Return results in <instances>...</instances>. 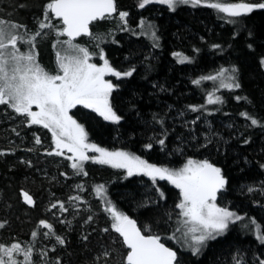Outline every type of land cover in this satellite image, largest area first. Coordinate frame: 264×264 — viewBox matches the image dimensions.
I'll list each match as a JSON object with an SVG mask.
<instances>
[{"label": "trees", "instance_id": "obj_1", "mask_svg": "<svg viewBox=\"0 0 264 264\" xmlns=\"http://www.w3.org/2000/svg\"><path fill=\"white\" fill-rule=\"evenodd\" d=\"M50 2L0 0V18L14 20L21 34L39 33L35 49L46 47L45 54L52 59L51 43L59 39L51 37L52 30L63 26L46 13ZM114 2L115 14L94 22L90 35L108 40L103 54L113 70L132 73L113 79L109 102L120 119L106 122L80 105L70 108L69 116L83 127L88 144L106 151H126L167 167L206 159L226 179L216 202L240 219H234L200 254L178 250L169 238L179 222L177 188L164 180L152 182L143 174L125 176L121 169L93 158L74 169L69 153L55 154L50 131L0 105V247L4 249L0 260L98 264L100 259V264H126V248L112 229L108 205L93 191L103 186L114 210L134 219L144 235L158 236L176 251L175 264H261L264 9L231 17L203 3L172 11L153 4L141 8L143 0ZM120 13L127 15L121 19ZM41 23L51 25L44 39ZM41 51L39 62L55 73ZM214 72L227 75L233 87L219 93L211 90ZM211 96L214 103L207 101ZM252 119L258 123L253 125ZM203 121L207 127L202 128ZM206 135L209 142L202 137ZM20 192L30 196L32 207L21 202ZM42 220L50 229L41 226ZM13 244H19V252ZM103 251L109 252L105 259Z\"/></svg>", "mask_w": 264, "mask_h": 264}, {"label": "snow or ice", "instance_id": "obj_2", "mask_svg": "<svg viewBox=\"0 0 264 264\" xmlns=\"http://www.w3.org/2000/svg\"><path fill=\"white\" fill-rule=\"evenodd\" d=\"M148 3L167 4L172 8L177 3H190L197 6L213 8L231 17H238L251 13L255 8L264 9V3L252 4L248 2L226 3L224 0H143L139 5L143 8ZM115 11L114 0H51L46 5V13L50 12L55 17L61 18L63 30L57 34L67 36L71 46L74 37L81 34H89V24L96 19L105 18V14L111 15ZM127 13H120L123 19ZM46 15V19H47ZM5 22L0 21V105H8L17 114L26 115L31 124L42 125L48 129L58 149L67 148L73 153L76 162L72 167L76 169L79 162L88 160L85 150L99 153L95 163L107 164L113 168L127 169L129 176L135 173L144 174L155 179H167L180 189L182 201L176 205L181 210V215L187 219L185 224H191L190 233L193 235V243L203 244L206 239H214L213 233H222L228 226L230 219H240L227 209L219 208L210 201H215L217 190L223 187L225 181L220 175V169L215 168L207 161L194 162L188 160L187 164L179 170H169L149 164L139 157L131 156L125 152H108L94 144L85 143L87 135L83 127L69 116L70 108L83 105L97 112L105 120L118 122V117L111 109L108 96L112 91V84L106 82L105 74L130 76L131 72H115L105 61L103 67L90 64L88 52L79 48L83 57L73 58L65 63L58 58L59 70L63 75L50 74L35 58L28 53L21 52L18 45L28 44L34 47L35 35L21 34L13 29L20 26L11 24L7 28ZM41 23L40 27H50ZM31 51V49H30ZM176 55L179 56L177 53ZM103 59V55H101ZM183 62V59L182 61ZM205 79H214L207 77ZM195 83H198L195 82ZM231 87V85H227ZM235 87H239L238 84ZM209 103L215 101L209 97ZM35 105L39 111H32ZM195 110V109H193ZM252 124L258 121L252 119ZM67 137V141L61 139ZM37 143L39 139L37 138ZM163 144V141H160ZM148 147H151L149 145ZM51 154V153H49ZM60 155V152H56ZM73 157H69L72 159ZM101 188L103 186H100ZM25 199L31 203V198L25 194ZM114 219L112 229L123 238V244L129 249L126 254V264H173L176 254L160 242V237L143 235L137 228L135 221L128 216L108 207ZM255 223V221H253ZM41 226L49 228L46 222L41 221ZM259 231V226H257ZM36 233H33L35 236ZM187 235V233H186ZM174 238V237H170ZM264 242V235L259 237ZM12 249L19 252V244H13ZM198 250V249H197ZM0 251H4L0 247ZM196 250H194L195 252ZM0 264H4L0 260ZM25 264H31L30 259ZM264 264V261H261Z\"/></svg>", "mask_w": 264, "mask_h": 264}, {"label": "rangeland", "instance_id": "obj_3", "mask_svg": "<svg viewBox=\"0 0 264 264\" xmlns=\"http://www.w3.org/2000/svg\"><path fill=\"white\" fill-rule=\"evenodd\" d=\"M151 4H153V5H159V6H163V7H165V8H167V9H169V10H174L177 6H181V5H184V6H189V7H196V6H192L190 3H188V4H184V3H177V4H175L172 8H170L167 4H161V3H148V4H146L145 6H148V5H151ZM9 15V18H10V21L12 20V14H8ZM1 17V16H0ZM0 21H3V22H5V24H4V26L7 28L9 25H11V24H15V22H12V21H14V20H12L11 22H9V21H5L4 19H1L0 18ZM120 20H117V22L116 23H121V21L119 22ZM46 25H48V23H46ZM49 29H51V27H44L40 32H45L41 37V39H44V38H47V36H48V31H49ZM14 31H18V32H20V29H13ZM63 30V27H61V28H59L58 30H57V32L55 31V30H52V32H54L52 35H51V37H57L56 39H58L57 41H53V43H51V49H52V51H53V56H52V59H50L49 58V55H47V54H45V49H46V47H44V46H42V45H40L39 46V49L37 48V49H35V46L34 47H32L31 45H28V44H20V45H18L19 46V48H20V50H21V52H23V53H28V54H31L34 58H35V60H36V62H38L41 66H43V68L45 69V70H47L50 74H57V73H59L60 75H63V72L62 71H60L59 70V63H58V58L60 59V60H63L65 63H67L68 62V60H70V59H73V58H78V57H83V53L82 52H80L78 49L79 48H83V49H85L87 52H88V60H87V62L88 63H90V64H95L97 67H103V65H104V63H105V61H107V59L105 58V55L103 54V48L105 47V45H107L106 44V41H108V40H106V39H100V37H93V36H89V37H86V38H83L81 41H79V42H76V40L75 41H71V46H70V44L69 43H66V41H68V39H61L60 37H62V36H60V35H58L57 33L58 32H60V31H62ZM46 35V36H45ZM150 35H151V33H150ZM44 37V38H43ZM39 41V40H38ZM30 49H31V51H30ZM39 50H42L41 52L44 54V57H43V60H44V62H45V64H46V66H51V67H54L55 68V73L54 72H52V71H49L47 68H45L44 67V65L43 64H41L42 62H39ZM101 55H103V59H101ZM107 63H108V61H107ZM108 65L110 66V64L108 63ZM111 67V66H110ZM261 67H262V70L264 71V60L262 61V63H261ZM112 68V67H111ZM113 69V68H112ZM115 71V70H114ZM116 72V71H115ZM214 77H215V82H214V85H215V87L213 88L212 87V89L211 90H215V91H217V93H219L221 90H226V89H231L232 87H233V84H232V82L230 81V79L227 77V75L226 76H220V74L217 72V73H215L214 72V74H212ZM114 78H117V76L116 75H113V74H105L104 75V77H103V79L106 81V82H108V83H110V84H112V90H114V83H113V79ZM227 85H231V87H228ZM210 89V88H209ZM112 93V91L109 93V96H108V102H109V99H110V94ZM211 99L212 100H216L213 96H211ZM207 101H209V98H208V100ZM109 105H110V102H109ZM81 107H83V108H85L83 105H80ZM110 107H111V105H110ZM10 109L14 112V113H16L15 111H14V109H12L11 107H10ZM86 109H88V110H91V111H93L92 109H90V108H86ZM112 109V108H111ZM32 111H39V109L38 108H36V106L35 105H33L32 106V109H31ZM113 111V110H112ZM93 112H95V111H93ZM100 118H102L104 121H106V122H109V123H115V122H112V121H109V120H105L102 116H100L97 112H95ZM17 114V113H16ZM21 115V114H20ZM29 121H30V118H28L26 115H24ZM195 121H196V119H195ZM194 122V121H193ZM188 123V122H187ZM204 124V125H203ZM40 126H42V125H40ZM201 126H202V128L203 127H207L206 126V123H205V121H203L202 122V124H201ZM43 127V126H42ZM48 130V129H47ZM49 131V130H48ZM51 133V132H50ZM51 137L53 138V136H52V133H51ZM204 139L206 138L207 139V141L209 142L210 141V137H208V135H206V136H202ZM61 139L62 140H64V141H67V137H61ZM87 140V139H86ZM85 143H87V141H85ZM53 149L55 150V153L56 152H60V153H69L70 154V156L71 157H73L74 159H72L73 160V162H76V160H75V157H74V155H73V153H71V152H69L68 150H67V148H63V149H58L57 147H56V144H55V142H54V140H53ZM113 151H115V150H113ZM90 152H91V154H90ZM108 152H110V151H108ZM115 152H117V151H115ZM119 152H125V153H128V152H126V151H119ZM94 152H92V151H87V150H85V155H87L88 157H89V159H91V158H93L94 160L95 159H97V158H99V153L97 154V155H95L94 157H92V154H93ZM129 155H131V156H135V157H139L138 155H134V154H131V153H128ZM140 159H142L141 157H139ZM88 159V160H89ZM92 159V160H93ZM143 160V159H142ZM188 160H193L194 162H202V161H207L206 159H202V160H194V159H187L183 164H181V165H179V166H177V167H170V166H166V165H158V164H154V163H149V164H152V165H155L156 167H160V168H168L169 170H173V171H175V170H179V169H181V168H183L184 167V165H186L187 164V162H188ZM85 161H87V160H84V161H81V162H79V164H82L83 162H85ZM145 161V160H144ZM72 163V162H71ZM148 163V162H147ZM73 164V163H72ZM98 164H100V163H98ZM111 167V166H110ZM113 168V167H112ZM113 169H121V171H123V173H124V175L125 176H129L128 175V173H127V169H123V168H113ZM141 174H143V175H145L146 177H148L152 182L154 181V182H156L157 180H162V179H160L158 176L155 178V179H153L152 177H150V176H148V175H146V174H144L143 172H139V173H135L134 172V174L133 175H141ZM133 175H131V176H133ZM164 181H166V182H168L171 186H173V187H175V185L174 184H172V183H170L167 179H163ZM176 188V187H175ZM178 189V188H177ZM94 191V193L99 197V198H101L102 200H104V203L105 204H107L108 205V207H112L113 208V205L111 204V201L109 200V198L108 197H106L105 196V192H104V190L101 188V187H97L95 190H93ZM178 191H179V196H180V199H179V202H178V204L182 201V196H181V192H180V189H178ZM25 194L26 193H24V192H20V199H21V202L23 203V204H25L26 206H28V207H32V205H33V201H32V199H31V203H28L27 201H26V199H25ZM28 197H30L29 195H27ZM210 203H214L217 207H219V208H223V206H221V205H219L217 202H210ZM225 209V208H224ZM179 211H180V213H181V210L179 209ZM187 218L186 217H183L181 214H179V218H178V223H177V225H176V227H175V230H173V233L172 234H170L169 236L170 237H174V238H170V241H171V243L173 244V246L174 247H176L178 250H181V251H186V252H190V253H192V254H200L202 251H203V249L206 247V245H207V243L209 242V241H211V240H214V239H216V238H218V237H220V236H222L225 232H226V229H227V227L224 229V231L222 232V233H219V234H217V233H213V235L215 236V238L214 239H206L205 241H204V243L203 244H195V243H193V239H192V237H193V235H196V236H198V235H200V232H196V233H190V232H188V229L190 228V227H192V225L191 224H185L184 223V221L186 220ZM234 220V218L233 219H230L229 221H228V225L232 222ZM42 221H45V220H42ZM46 222V221H45ZM113 223H114V221H113ZM186 233H187V235H186ZM45 238L47 237V236H44ZM198 249V250H197ZM194 250H196L195 252H194ZM127 249H126V251H125V253H124V255H125V257H126V254H127ZM109 256V252H105V251H103L102 252V258H107ZM121 256V255H120ZM126 260V259H125ZM96 262L98 263V264H100L99 262H101L100 261V259H98V260H96Z\"/></svg>", "mask_w": 264, "mask_h": 264}, {"label": "water", "instance_id": "obj_4", "mask_svg": "<svg viewBox=\"0 0 264 264\" xmlns=\"http://www.w3.org/2000/svg\"><path fill=\"white\" fill-rule=\"evenodd\" d=\"M114 6H115V11L114 12H112L111 13V15H109V14H105V17L106 16H112V15H114L115 14V12H116V4H115V2H114ZM51 14V16L54 18V19H56V20H59L60 22H61V24H62V26H63V22H62V19L61 18H58V17H55L54 16V14H52V13H50ZM99 20H101V19H96V20H94V21H92L90 24H89V34H81V35H79V36H76V37H74L73 39H72V41H75V40H77L78 38H80V37H84V38H86V37H89L90 36V33H91V25L94 23V22H96V21H99ZM66 39H68V37L67 36H64ZM212 166H214L215 168H217L214 164H212V163H210ZM220 175H221V177L224 179V181H225V183H224V185H223V187H221V188H219L218 190H217V193H216V199H215V201H210V202H216L217 201V199H218V195H219V193L223 190V188L225 187V185H226V179H225V177L222 175V173L220 172ZM131 220H133L134 221V219H132V218H130ZM136 223V222H135ZM136 226H137V224H136ZM137 228L139 229V227L137 226ZM142 233V232H141ZM144 235V234H143ZM120 236V235H119ZM120 238H121V241H122V244H123V238L120 236ZM161 242V241H160ZM162 243V242H161ZM123 246L127 249V247L123 244ZM166 246V245H165ZM167 247V246H166ZM169 248V247H168ZM169 249H171V248H169ZM128 251H129V249H127ZM173 252H175L173 249H171ZM127 251V252H128ZM176 254V253H175ZM173 264H175V260L173 261Z\"/></svg>", "mask_w": 264, "mask_h": 264}, {"label": "flooded vegetation", "instance_id": "obj_5", "mask_svg": "<svg viewBox=\"0 0 264 264\" xmlns=\"http://www.w3.org/2000/svg\"><path fill=\"white\" fill-rule=\"evenodd\" d=\"M135 221V220H134ZM138 226V225H137ZM143 234V233H142ZM161 241V240H160ZM162 242V241H161ZM163 243V242H162ZM164 244V243H163ZM165 245V244H164ZM167 246V245H166ZM168 247V246H167ZM170 248V247H169ZM172 249V248H171ZM174 250V249H173ZM175 251V250H174ZM176 252V251H175Z\"/></svg>", "mask_w": 264, "mask_h": 264}, {"label": "bare ground", "instance_id": "obj_6", "mask_svg": "<svg viewBox=\"0 0 264 264\" xmlns=\"http://www.w3.org/2000/svg\"><path fill=\"white\" fill-rule=\"evenodd\" d=\"M176 253V252H175Z\"/></svg>", "mask_w": 264, "mask_h": 264}]
</instances>
